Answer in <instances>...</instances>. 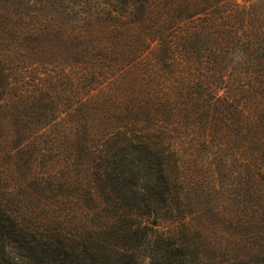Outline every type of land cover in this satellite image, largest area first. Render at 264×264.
Segmentation results:
<instances>
[{
    "label": "trees",
    "instance_id": "obj_1",
    "mask_svg": "<svg viewBox=\"0 0 264 264\" xmlns=\"http://www.w3.org/2000/svg\"><path fill=\"white\" fill-rule=\"evenodd\" d=\"M189 1L192 4L184 0H0V90L8 85L3 64L24 61L29 45L39 48L44 42L64 40L79 48V58L64 70V81L71 87L68 93L48 96L50 103L47 97L46 102L38 99L39 115L51 120L41 124L40 133L23 136L13 146L25 169L42 166L47 159L48 175L59 173L60 178L40 188L44 201H33L29 195L37 192L35 187L21 192L24 179H13L9 171L12 184L0 192V264H141L145 256L149 264H200L205 250L198 239L200 228L184 227L186 238L164 242L149 238L130 217L156 214L170 206L172 188L181 190L184 184L189 189L194 186L196 192L213 187L221 195V202L209 211L215 214L213 222H223L222 217L230 222L209 237L215 264H264L247 251L253 249L251 244L264 251V23H255L263 9L252 2L240 7L233 0ZM183 6L194 7L183 13ZM206 33L210 36L200 42ZM180 54L190 67L184 75L178 70ZM23 64L25 70L37 65L34 73L43 77L40 64ZM242 101L247 121L240 130L243 136L255 131L257 142L236 164L235 171L247 173L237 198L239 192L227 193L221 180L224 156L236 154L226 141L237 122L226 126L216 120L234 116L238 120V112H231ZM89 115L94 120L87 121L86 125L92 124L87 131L93 134L82 148L79 129L84 123L78 119ZM174 137L181 138L182 154L187 157L184 165ZM58 143L61 147L56 148ZM258 152L263 157L256 159L259 163L253 159ZM202 153L212 155L208 171L215 176L208 184L197 174ZM84 164L96 168L97 182L90 181L87 173L85 184L71 185L70 171L76 167L79 175ZM172 165L181 175L175 185L169 182ZM253 165L259 166L252 170ZM199 181L206 185H194ZM69 193L72 199L64 195ZM17 194L22 198L15 199ZM80 197L81 201L87 198L85 205H80ZM223 202H235L236 208L220 209ZM36 209L44 210L41 219L37 215L27 220L29 224L16 219L23 211ZM69 221L74 226L66 229ZM96 235L112 237L118 250L114 261L98 246L99 238L96 246L88 242ZM243 243L241 251L238 247ZM230 251L236 255L228 263Z\"/></svg>",
    "mask_w": 264,
    "mask_h": 264
},
{
    "label": "rangeland",
    "instance_id": "obj_2",
    "mask_svg": "<svg viewBox=\"0 0 264 264\" xmlns=\"http://www.w3.org/2000/svg\"><path fill=\"white\" fill-rule=\"evenodd\" d=\"M183 1V0H182ZM187 1L188 3H191L189 0H184ZM227 1V0H225ZM233 2L238 3L237 5L240 7H243L244 4L252 2L255 3L254 5L257 8L263 9L262 12L259 13V15L256 18V25H263L264 23V0H233ZM204 4V3H203ZM251 4V5H252ZM234 6V5H233ZM194 6L188 8L187 6H183L182 12H188L193 9ZM228 7V6H227ZM232 7V6H231ZM218 8V5H217ZM225 8V7H224ZM222 8V11L224 10ZM230 8V7H229ZM188 10V11H187ZM241 11V10H239ZM193 25L189 24V26ZM241 27V26H240ZM195 30V28H194ZM204 35V34H203ZM201 35L200 37V42H205L207 40V36H210L209 34H205L204 36ZM62 40V39H61ZM191 39H188V42ZM211 42V40H210ZM203 44V43H202ZM72 46V47H70ZM76 47V49L74 48ZM201 46V45H199ZM76 43L71 44V41L69 43H65L64 40L62 41H49V42H44L39 48H34L29 45L28 49L25 51L27 52V56L23 58L24 61L28 62L30 65H35V64H40L41 67L38 70L45 71L43 74V77L38 76L37 73H34L35 68H38L37 65L33 68V70H25L21 64H23L24 61L22 59H13V62H5V73L8 75V82L7 86L4 87V90H0V192L3 194L4 190L12 184V179L10 176L9 171L12 172L13 179H24L22 183L23 187L21 192H26L29 191L31 192V187L34 186L36 189V193L32 194L30 193L29 195V200H35V201H44L40 198V188L45 186L46 184H49L53 182L54 180H58L60 178L59 173L56 174L55 176L53 175H48V166L49 163L47 159H45V162L42 164L45 165L44 167L42 166H36L35 168L25 169V166H23V163L21 161L20 164V159L18 158V153L19 150L13 151V146L15 144L19 143V138H22L23 136H35L37 133H40L41 129V124L44 122H47V120L50 117H42L39 115V109L37 105L40 102L38 99L41 97L43 102L46 100L50 103V98L48 96H54L57 98L62 91H64V95H66L71 89L70 84L66 83L67 81L65 80V75H64V70L65 68H70L69 66L74 64L75 61L79 58L77 56V49ZM203 47V46H201ZM67 58V59H66ZM4 61V60H2ZM179 66L178 70L181 71L180 75H184V72H189L188 68V62L186 61V57L184 58L183 55L180 54L179 57ZM184 61V62H182ZM8 65L11 66L12 69H9ZM24 65V64H23ZM39 65V66H40ZM48 65V66H47ZM55 68V71H48V69ZM182 68V69H181ZM199 69H191V71H197ZM185 78H181V81H184ZM64 81V82H63ZM58 83V85H57ZM65 87V88H62ZM221 91L220 93H222ZM240 107H236V110L234 112L232 111L231 114L238 112L239 114V119H237L236 116L233 117V119L228 118L226 119H219L217 118L216 121L219 123H225L226 126L233 125V121L237 122L235 123L236 127H232L233 130L232 132L228 135L229 142L226 141V147L230 146L234 149L236 154H229L224 156V176L223 179H221L224 184L223 187L226 189L227 193H231L233 191H238L239 195H237V198H240V195L242 193V187H243V182L244 179L247 177V173L243 172L239 174L235 169L237 168L236 164L239 162V159L241 160L242 156H248L247 152L249 150L253 149L254 143L257 142L254 137L256 135V132L253 131L251 135L250 133H247L245 136H243L242 130L240 125L245 124L247 121L246 116L244 117L243 114L246 113L244 111V103L243 101L240 102ZM211 105H206V108L210 107ZM245 112V113H244ZM209 115L208 117L210 120L212 118L214 119V116L212 114L211 108L208 111ZM241 113V114H240ZM101 117H102V111L100 112ZM243 116V118H242ZM100 119V117H99ZM79 122L84 123V125L80 124V129H79V134H80V147L83 148L84 145H87L86 141L89 136L93 134L91 131H87L89 128H91L92 124L86 125L87 121L90 122L94 120V117H91V115L86 116L84 118H79ZM52 124V123H51ZM53 127L50 125L48 128L49 132L50 129ZM239 128V130L237 129ZM46 131V130H45ZM44 131V132H45ZM69 131H71L69 129ZM72 132V131H71ZM8 135V136H6ZM86 138V139H85ZM244 138V141H243ZM246 140H248L246 142ZM93 141V140H92ZM18 142V143H17ZM173 145L175 146L178 152V159L180 162H183L186 164L187 163V157L185 154H182V146H181V138H175L172 140ZM246 142V143H245ZM245 143V145H243ZM60 144H55L56 148H59ZM256 146V145H255ZM69 147V146H68ZM79 147V146H78ZM77 146L74 147H69V148H75L77 150ZM64 152L63 150H61ZM175 153V152H174ZM244 154V155H243ZM252 154V153H251ZM249 154V155H251ZM92 155V154H91ZM204 153H202V157L198 159L199 162L202 163L200 167L197 169V174L200 172L203 180L208 184L210 182V179H213L215 176L214 172H212V177L210 176V171H208V168H211V165L213 164L210 160V157L212 156L211 154L207 155L206 157H203ZM218 158V156H216ZM202 158V160H201ZM254 161L259 163L257 160H263L262 155H260V152L256 153L255 156L253 157ZM257 159V160H256ZM205 161V162H204ZM181 162V164H182ZM204 162V163H203ZM212 163V164H211ZM223 163V162H222ZM100 166L103 168L105 165V162L103 160L100 161ZM10 165V166H9ZM88 165V164H87ZM86 164L81 165L83 167L81 174H77V169L74 167L70 173H69V179H70V184L72 185L73 183L81 186V184H85L87 181V173L90 181L97 182L94 178L97 176L96 174V168L94 166L89 167L90 169H87ZM97 165V164H96ZM260 165V164H259ZM257 165V166H259ZM181 166V165H180ZM257 166L253 165L251 168L253 170L257 169ZM174 171V175L172 179H169V182L172 183L173 185L176 184L178 181V178L181 177L180 174L176 173V168L172 165L171 167ZM7 170V171H5ZM81 170V169H80ZM264 171V167L262 168ZM7 172V173H6ZM178 172L180 173V170L178 168ZM204 172V173H203ZM6 174H8V178H6ZM179 175V177L177 176ZM184 176V174H183ZM55 177V178H51ZM5 178V179H4ZM52 179V180H51ZM196 179V177H195ZM19 181V180H18ZM21 181V180H20ZM202 181V179L200 180ZM199 181V182H200ZM82 182V183H81ZM187 182V181H185ZM201 186L206 185L202 182L198 183ZM68 183V186H71ZM180 186V184H177ZM182 188L181 190L179 188H172V195H170L171 199L169 200L170 206H167L166 208H162L158 213H141L140 216L137 215H131L132 217V222L136 225H139V228L143 231L146 232L151 239H163L164 242L170 241V240H175L178 241L181 238H186L185 233H183L182 228L185 227L189 228L190 230L193 229V226L200 228L202 232V236L198 237V239L201 240L200 245L201 247L205 248V250L200 253V259L198 263L200 264H215V261L212 260V249L209 247V237L213 236V232L219 231L221 233L222 230L220 228L222 225L226 227L228 225V222H230L229 218L227 217H222L223 222H213V220L216 218L215 214L211 213V210L209 211L210 207H212V204L220 203L222 198L221 195L216 194V192L213 190V187L207 188L206 186L204 187V192H196V188L193 186L192 189H189L190 186L188 184H184L183 186H180ZM81 189V188H80ZM25 190V191H24ZM178 190H180L178 192ZM64 193H67V191H63ZM72 193V192H71ZM67 196V198L72 199V196L69 194H64ZM234 195V193H233ZM17 198L15 199H21L22 194H17L15 195ZM235 196V195H234ZM244 196V195H243ZM28 196H26L27 198ZM81 198H79V203L81 204H86L88 201L86 197V201H81ZM88 204V203H87ZM235 202L232 204L231 202L224 203L223 206L220 209L227 208V210L232 211L236 207L234 206ZM219 209V208H218ZM217 212V210H215ZM222 212V210H221ZM45 212L43 209H36V210H27L23 211L19 216L20 221L23 219V221L27 224L28 219H34L35 216L39 215L40 219L42 218L41 215H43ZM217 214V213H216ZM224 214V213H223ZM17 216V214H14ZM221 213L218 212V216H220ZM179 216V217H178ZM237 218V215L234 216ZM22 218V219H21ZM29 224V223H28ZM31 224V223H30ZM73 225L74 226V221H69L68 222V227H65L66 229H69V227ZM219 226V227H218ZM72 228H70L71 230ZM230 229V228H229ZM228 232V231H227ZM234 232V231H233ZM189 234L193 235L191 231L188 232ZM226 233V231H224ZM228 236V234H225ZM99 238L100 244L98 246H102V248L105 250V253L108 258L112 259L114 256L117 254L118 250H115V244L112 242L113 239L112 237H108L107 239H104L100 237V235H96L95 237L91 238L89 241H92V245L96 246L97 241ZM213 238V237H212ZM240 239L239 237L236 238V240ZM232 242L235 241V237L232 236ZM231 242V243H232ZM253 246V249H248L247 251H250L252 255H254V259H257L260 262H264V251L260 250V246H257L255 244H251ZM91 247V246H90ZM248 247V246H247ZM240 250L242 251L244 247V243L242 245H239ZM114 250V251H113ZM137 250V249H136ZM123 251V250H122ZM231 253L230 256H227L228 263H230L232 256L236 255L235 253ZM239 262L236 260V263ZM150 263V258L149 257H143L141 260V264H149ZM226 264V263H225Z\"/></svg>",
    "mask_w": 264,
    "mask_h": 264
}]
</instances>
